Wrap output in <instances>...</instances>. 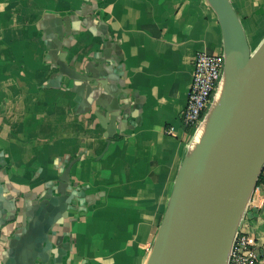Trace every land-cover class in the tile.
<instances>
[{"label":"crops","instance_id":"0c3cea01","mask_svg":"<svg viewBox=\"0 0 264 264\" xmlns=\"http://www.w3.org/2000/svg\"><path fill=\"white\" fill-rule=\"evenodd\" d=\"M231 3L256 47L264 0ZM198 51H222L206 0H0V264L28 226L45 232L32 264L145 263ZM251 198L239 228L264 264V183Z\"/></svg>","mask_w":264,"mask_h":264},{"label":"water","instance_id":"95a60500","mask_svg":"<svg viewBox=\"0 0 264 264\" xmlns=\"http://www.w3.org/2000/svg\"><path fill=\"white\" fill-rule=\"evenodd\" d=\"M206 1L220 27L222 75L179 165L144 264H227L264 164V38L251 48L231 0ZM57 65L61 74L83 80L65 63ZM224 75L219 106L193 146ZM44 233L26 228L15 246V264H32Z\"/></svg>","mask_w":264,"mask_h":264},{"label":"built area","instance_id":"2783aa9c","mask_svg":"<svg viewBox=\"0 0 264 264\" xmlns=\"http://www.w3.org/2000/svg\"><path fill=\"white\" fill-rule=\"evenodd\" d=\"M222 70V51L218 53L198 51L195 54L187 99L181 113L183 123L189 130H195L199 125L219 83ZM259 179L264 183V164ZM259 254V245L254 236L238 228L227 264H261Z\"/></svg>","mask_w":264,"mask_h":264},{"label":"bare ground","instance_id":"6f19581e","mask_svg":"<svg viewBox=\"0 0 264 264\" xmlns=\"http://www.w3.org/2000/svg\"><path fill=\"white\" fill-rule=\"evenodd\" d=\"M226 82H227V76L224 75V77L222 78V80L219 84L218 91L216 93L215 100L211 106V109H210L209 113L207 114L205 120L198 127V129H197V131L193 137V140H192L193 146L198 142V140L200 139L202 133L204 132L209 120L213 117L214 113L216 112V110L219 106L221 95L223 94V92L225 90Z\"/></svg>","mask_w":264,"mask_h":264},{"label":"rangeland","instance_id":"374dc122","mask_svg":"<svg viewBox=\"0 0 264 264\" xmlns=\"http://www.w3.org/2000/svg\"><path fill=\"white\" fill-rule=\"evenodd\" d=\"M257 30L258 28L255 30L254 33H248V31L246 32L247 39L251 48H254L253 46L256 44L257 40L261 37V33H256Z\"/></svg>","mask_w":264,"mask_h":264},{"label":"trees","instance_id":"16d2710c","mask_svg":"<svg viewBox=\"0 0 264 264\" xmlns=\"http://www.w3.org/2000/svg\"><path fill=\"white\" fill-rule=\"evenodd\" d=\"M209 106V105H208ZM208 108V107H207ZM259 182H260V179H259Z\"/></svg>","mask_w":264,"mask_h":264}]
</instances>
